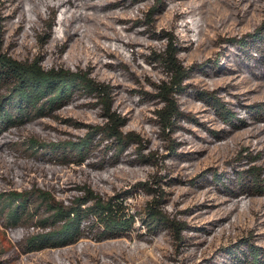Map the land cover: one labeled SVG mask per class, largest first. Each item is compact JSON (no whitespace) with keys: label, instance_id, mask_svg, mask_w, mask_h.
<instances>
[{"label":"rangeland","instance_id":"obj_1","mask_svg":"<svg viewBox=\"0 0 264 264\" xmlns=\"http://www.w3.org/2000/svg\"><path fill=\"white\" fill-rule=\"evenodd\" d=\"M64 1L0 0L3 49L19 60L41 58L46 67L87 69L97 80L121 84L120 92L114 95V106L124 115L131 113L125 131L139 133L144 143L150 142L153 146L161 143L162 147L157 151L162 156L169 152L164 145L167 141L160 137L157 127V110L162 105L159 101L150 104L155 96H148L149 100L144 97L142 107L135 111L132 101L141 95L156 94L150 81L168 78L163 67L156 68L150 62L174 37L181 62L195 72L194 82H201L203 89L228 84L237 86L231 92L240 94L241 99L226 94L225 87L221 95L230 99V106L237 109L247 123L229 126L210 111L216 116L215 122L231 129L230 133L207 147L189 143L187 151H199L197 156L187 161V168L173 169L172 174L161 162L162 158L156 159L157 163H122L103 168L89 163L61 165L55 160L37 159L40 152L51 155L47 146H33V140L50 146L51 143L77 139L90 130V125L104 123V110L89 98L65 106L54 118L44 117L22 126L11 135L8 145L0 146V191L23 190L37 185L52 192L57 199L69 201L80 185L87 184L106 197L120 195L130 211L140 215L136 216L134 227L127 235L103 241L83 237L65 247L28 253L19 245L27 230H11L0 218V264H209L206 259H211L217 252L228 254L224 248L245 238L253 239L255 245L264 248V197L236 199L237 196L218 192L213 183H208L210 188L208 184L197 187L193 183L201 180L202 174L210 176L207 172L211 170H226L233 174L230 163L235 158L241 162L240 170L250 166L261 169L260 180L264 182V119L258 117L261 113L254 108L259 105L264 109V81L248 75L245 70L241 73L234 70L210 79L200 69H209L211 64L215 66L214 61L218 58L220 64L224 63L230 41L246 39L260 31L264 24V0H182L183 4L180 3L178 8L171 4L154 14L155 19L151 18L153 13L149 3L137 10H115L104 7L103 0ZM53 17L56 21L50 27ZM148 26L150 30L146 33L137 32L138 28L145 30ZM150 32L157 36H151ZM110 43H116V46L110 48ZM124 44L128 50L133 45L140 49V60L153 67L152 76L142 74L138 82L120 66L116 69L111 65L116 60L113 54L121 56V52H127ZM109 49L114 51L112 55H109ZM119 72L124 77L118 76ZM110 75L114 77L109 80ZM140 87L139 91H134ZM197 105L205 106L198 101L180 104L192 111ZM136 145L132 150L140 151ZM32 147H37L36 154ZM141 149L145 155L150 154ZM166 160L168 158L163 157V161ZM154 186L162 188L159 193L172 210L197 205L196 215L182 214L189 223L184 233L195 234L191 238L195 241L191 244L193 248L198 247L199 254L195 259L188 262L184 258L188 252L185 255L178 252L180 245L174 231L166 229L151 233L143 223L142 216L156 197L150 191ZM213 226L216 229L206 233ZM38 229L34 226L30 231Z\"/></svg>","mask_w":264,"mask_h":264},{"label":"trees","instance_id":"obj_2","mask_svg":"<svg viewBox=\"0 0 264 264\" xmlns=\"http://www.w3.org/2000/svg\"><path fill=\"white\" fill-rule=\"evenodd\" d=\"M147 3L151 5L152 19H155L154 14L167 9L171 4L173 8L183 4L182 0H103L102 5L115 10L132 8L137 10ZM55 21L56 18L53 17L50 27ZM147 29L150 30L149 26L145 30L138 28L137 32L146 33ZM150 35L157 36L153 32H150ZM230 44L223 59L224 63L220 64L219 58L215 59L216 65L211 64L209 68L213 73L208 68L201 67L202 73L214 79L234 70L239 73L245 70L248 75L264 81V24L259 32L250 34L246 39L230 41ZM126 45L124 49L127 52H121L124 54L121 55L123 58L113 54L114 51L109 49V55L113 54L116 59L110 64L116 69L120 66L138 82L142 74L145 77L152 76L153 67L140 60V49L133 45V48L128 50ZM111 46H116V43H110V48ZM178 49V43L172 37L162 50L155 53L156 56L150 65L156 68L163 67L168 78L150 81L152 87L156 89V94L141 95L132 101L135 111L142 107L144 97L149 100L148 96H155L154 100L149 101L150 104L159 101L162 105L157 110V127L160 137L167 141L164 145L169 152L161 156L160 151H157L162 147L161 143L157 142L153 146L150 142L144 143L145 140L139 133L125 131L128 125L127 118L131 113L124 115L114 106V95L120 92L121 84L97 80L92 76V71L87 69L46 67L41 58L24 61L16 59L3 49L0 35V146L8 145L12 140L11 135L22 126L44 117L54 118L65 106L73 104L78 99L89 98L104 110L102 113L104 123L90 125V130L77 139L51 143L50 146L33 140V146L39 145L43 148L47 146L49 148L47 152L51 155L47 156L46 153L40 152L37 159L55 160L61 165L89 163L103 168L122 163L148 164L152 161L155 163L156 159L162 158L161 162L166 168H170L171 174L173 169L187 168V161L196 157V152H199L187 151L189 143L196 142L207 147L216 139H222L230 133L231 129L220 127L221 125L215 122L216 116L211 115L210 111L229 126L236 127L247 122L237 109L233 110V106H230V99L221 95V90L225 87L226 94L241 99L240 94L231 92V89L237 86L228 84L203 89L201 82H194L195 72L181 62ZM131 50L133 53H130ZM131 55L133 56L130 57ZM120 74L122 72H119L118 76L124 77ZM113 77L110 75L109 80ZM187 80L189 81L186 83ZM134 89L139 91L141 87ZM125 90L128 91L129 88ZM190 101H198L205 106L197 105L194 111L180 106L181 103ZM255 106V110L258 109L261 113L258 117L264 119V109L259 105ZM130 109L132 110V107ZM248 112L252 113L251 110ZM207 113L209 115L203 117ZM134 144L140 148V151L134 148L137 153L132 150ZM141 148L148 150L150 154L145 155ZM32 149L35 154L38 152L37 147ZM163 157H167L168 160L164 162ZM237 159L230 163L234 168L233 174L226 170L221 172L211 170L207 172L211 173L210 176L205 177V174H202L203 178L194 180V185L206 187L205 185L210 182L218 192L237 196L236 199L264 197V182L260 180L262 170L254 166L240 170L238 167H241V162ZM159 189L155 186L150 188L156 197L146 208L142 216L143 223L148 226L151 233H160L166 229L174 231L180 245L178 252L184 255L188 252L184 258L189 262L199 253L198 247L192 246L195 241L191 238L195 234L184 233L189 223L184 220L182 214L196 215L197 205L172 210L167 202L163 201L164 196L159 193ZM137 215L140 214L131 212L120 195L106 197L87 184L80 185L77 193L69 201L59 200L52 192L37 185L23 190L0 191V218L4 225L11 230H27L19 242L25 253L65 247L83 237L103 241L127 235L133 229ZM34 226L39 229L30 231ZM215 229L214 226L209 227L206 233L209 234ZM224 250L228 254L217 252L211 259L205 261L209 264H264V248L255 245L253 239L245 238Z\"/></svg>","mask_w":264,"mask_h":264}]
</instances>
